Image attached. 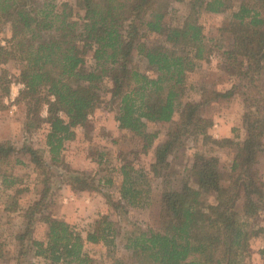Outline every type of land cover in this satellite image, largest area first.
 <instances>
[{
    "label": "trees",
    "instance_id": "1",
    "mask_svg": "<svg viewBox=\"0 0 264 264\" xmlns=\"http://www.w3.org/2000/svg\"><path fill=\"white\" fill-rule=\"evenodd\" d=\"M176 2L187 4V13L177 24L171 19L176 12L172 0H77V5L0 0V65L21 64L16 79L24 88L17 101L27 107V132L47 127V151L25 147L44 188L24 211L25 228L15 237L20 257L27 254L23 248L29 242L32 257L44 264H94L85 252L87 243L115 245L117 222L105 215L84 236L77 226L47 213L53 177L78 192L109 196L100 188V179L94 186V176L71 169L63 158L65 144L75 139L76 129L85 127L105 104L115 112L121 129L142 139L145 152L158 137L148 124H172L165 141L155 148L151 170L156 177L173 168L180 150L193 139L203 146L237 149L226 182L220 159L212 154L214 147L211 153H194L185 173L194 184L188 179L178 190L163 192L158 199L157 227L139 229L125 239L124 247L132 252L135 263L245 264L251 256L250 242L256 233L246 225L259 217L264 206V177L258 169L264 153V0H242L237 6L231 0ZM228 11L229 23L220 29L231 38L226 48L207 37L200 13ZM5 29L9 36L2 39ZM215 50L221 52L224 71L240 83L225 91L198 89L190 78ZM88 54L94 60L91 68L87 67ZM134 56L145 61L152 73L135 66ZM106 79L110 82L108 101L101 93ZM4 85L8 94L10 80ZM251 88L258 93L251 95ZM188 89L200 98L187 100ZM239 89L246 109V136L240 143L215 139L210 133L214 122L203 111L235 97ZM13 151L10 145H0V176L6 189L19 182L10 170ZM131 172V164L125 163L120 196L136 205L143 190L136 187ZM204 193L214 201L209 202ZM36 222L47 225L45 240L32 235ZM4 245L0 242V259Z\"/></svg>",
    "mask_w": 264,
    "mask_h": 264
},
{
    "label": "rangeland",
    "instance_id": "2",
    "mask_svg": "<svg viewBox=\"0 0 264 264\" xmlns=\"http://www.w3.org/2000/svg\"><path fill=\"white\" fill-rule=\"evenodd\" d=\"M231 1L234 6H237L242 0ZM55 2L58 5L63 2L77 5V0H55ZM172 7L176 12L171 14V19L177 24L186 15L187 4L172 0ZM230 18L231 11L222 14L200 13V22L205 28L207 37L213 39L221 47L226 48L231 44V38L227 33L222 35L220 29L227 26ZM8 36L9 32L5 29L1 38L4 39ZM134 64L142 71L152 73L145 61L137 56H134ZM93 65L94 60L91 54H88L87 67L91 68ZM20 68L21 64L14 62L0 65V77L4 75L3 83L6 84V81L10 80L8 94H5L3 90L6 85L0 86V145H10L14 148L9 160L12 166L10 170L13 172L14 177L19 180L13 188L6 189L2 185V177L0 176V242L5 244V254L0 259V264H44L41 259L32 257L28 251L29 242L23 248V251L27 254L20 257L19 241L15 238L24 230L26 223V218L23 216L25 212L16 213L18 205L25 206L27 209L39 199L44 188L42 177H39L35 165L31 163L30 155L26 152L25 147L31 145L37 149H42L45 146L44 142L47 134L46 125L38 132H27V107L25 103L17 101L20 92L24 88L16 79ZM190 82L198 89L215 88L221 91L230 89L233 85L240 83L236 76L224 71L221 52L217 50L213 52L209 61L202 62L201 68L192 74ZM102 86V97L105 101H108L106 88L110 86L109 80L106 79ZM255 93L258 92L251 88V95ZM199 98L198 92H195L194 89H188L187 100ZM245 112L243 95L239 89V93L235 97L211 104L204 109L203 114L214 122L211 130L216 129L219 131L218 135L229 136L231 138L223 137L240 143L246 136L243 125ZM43 115H47L45 109ZM115 121V112L109 110L106 104L98 107L91 116L89 123L85 127H81L78 139L75 142H70V148L64 156L65 164L71 169L81 170L87 175L94 176V186L99 184L98 180L100 179V188L109 196H103L104 194L101 195L96 191H82L83 194H81L68 185L61 184L60 178L53 177V192L47 210L48 214L58 219H63L64 215L70 214L69 217L74 220V223L70 224L81 229L84 236L92 229L94 222L99 219L100 215H105L112 221L117 222L116 227L119 236L115 241V245L105 242L87 243L85 245V252L93 259L94 264H136L132 252L124 247L125 239L128 235L138 232L139 229L157 227L160 211L158 199L163 192L178 190L183 181L188 179L191 184H194L192 179L186 176V169L192 165L194 153L198 150L209 152V149L214 147L212 154L219 157L226 182L231 163L237 151L236 148L230 146L224 148L203 146L199 139H193L180 150L179 159L174 162L173 168L162 172L161 176L156 177L151 170L155 148L165 141L167 131L172 124H148V129L151 132L158 133V137L153 147L145 152L142 139L130 131L118 134V138L116 136V138L114 136H109L108 139L102 138L101 135L104 132H117ZM216 124H218V128H216ZM221 125L224 130L220 129ZM212 136L214 137V135ZM114 140H118L119 144L114 145ZM118 147H121V155L118 152ZM17 160L21 163H17ZM125 163L131 164V173L135 185L138 189L143 190L140 202L136 205L128 203L120 196L125 179L122 174V166ZM258 169L264 177V153L260 156ZM54 173H57V170H54ZM17 189L21 192L17 193ZM204 196L209 202L214 201L207 193H204ZM70 202H72V205L69 206ZM6 208L12 213L7 212ZM88 209L94 210L97 214L96 217L94 216L95 221L92 224L86 221L92 218V215L85 216L86 210L89 212ZM82 212L84 213L82 214ZM246 227L256 235L251 239V256L247 258L245 264H264V254L260 253L264 250V206L259 217L248 220ZM47 234V225L43 222H36L32 234L34 238L45 240Z\"/></svg>",
    "mask_w": 264,
    "mask_h": 264
},
{
    "label": "crops",
    "instance_id": "3",
    "mask_svg": "<svg viewBox=\"0 0 264 264\" xmlns=\"http://www.w3.org/2000/svg\"><path fill=\"white\" fill-rule=\"evenodd\" d=\"M47 114V113H46ZM115 123H116V125H117V132H114V133H102V138H105V139H108L109 138V136L111 137V136H114V138H118V134H123V133H125V132H128L127 130H124V129H121L120 127H119V124H118V122L117 121H115ZM216 126V128H218V124H216L215 125ZM105 128V127H104ZM120 128V129H119ZM229 128V127H228ZM221 130H224V128L222 127V125H221V128H220ZM81 130V127H79V128H77L76 129V137H75V139L74 140H72V141H68V142H66V144H65V150H64V152H63V158H64V156L67 154V152H68V149L70 148V142L72 143V142H75V140H77L78 139V134H79V131ZM211 132V134L212 135H214V137L217 139V138H224V137H226V138H228L229 136H225V135H221V134H219L218 135V130H216V129H213V130H211L210 131ZM116 136V137H115ZM224 136V137H223ZM229 138H231V137H229ZM45 146L42 148V149H44V150H46L47 151V146H46V140H45ZM68 143V144H67ZM113 144L114 145H117V144H119V142H118V140H114L113 141ZM120 150H121V147H118V152H119V154L121 155V153H120ZM122 157V156H121ZM46 158L47 159H49V154L46 152ZM65 159V158H64ZM106 160V159H105ZM79 193H81V194H83V192H79ZM86 194V193H85ZM76 196H78V195H76ZM76 196H73V197H76ZM73 197H71V198H73ZM65 203V202H64ZM71 204H69V206L70 205H72V202H70ZM82 203V202H81ZM84 204V203H83ZM68 207V206H67ZM89 208V207H88ZM25 209H26V207L25 206H22V205H18V208H17V212L16 213H19V214H21L22 212H24L25 211ZM6 210V209H5ZM89 210V209H88ZM7 212L9 211V210H6ZM10 213H12L11 211H9ZM13 213H15V212H13ZM84 212H82V214H83ZM24 214V213H23ZM89 215H92V218H90V219H88V220H86V221H88L90 224H92L94 221H95V217L97 216V214L95 213V211L93 210V211H91V210H89V212L86 210V213H85V216L87 217H89ZM70 216V214L69 215H64L62 218L64 219V220H66L67 222H69V223H74V220L72 219V218H70L69 217ZM95 216V217H94Z\"/></svg>",
    "mask_w": 264,
    "mask_h": 264
}]
</instances>
